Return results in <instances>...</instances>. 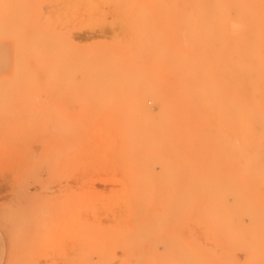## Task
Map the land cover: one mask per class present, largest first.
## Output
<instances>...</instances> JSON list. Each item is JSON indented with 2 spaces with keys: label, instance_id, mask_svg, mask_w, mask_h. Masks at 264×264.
Returning <instances> with one entry per match:
<instances>
[{
  "label": "rangeland",
  "instance_id": "obj_1",
  "mask_svg": "<svg viewBox=\"0 0 264 264\" xmlns=\"http://www.w3.org/2000/svg\"><path fill=\"white\" fill-rule=\"evenodd\" d=\"M175 51L176 0H0V264L264 262V193H121Z\"/></svg>",
  "mask_w": 264,
  "mask_h": 264
},
{
  "label": "bare ground",
  "instance_id": "obj_2",
  "mask_svg": "<svg viewBox=\"0 0 264 264\" xmlns=\"http://www.w3.org/2000/svg\"><path fill=\"white\" fill-rule=\"evenodd\" d=\"M174 63L175 99L126 116L121 193H264V0H176Z\"/></svg>",
  "mask_w": 264,
  "mask_h": 264
},
{
  "label": "crops",
  "instance_id": "obj_3",
  "mask_svg": "<svg viewBox=\"0 0 264 264\" xmlns=\"http://www.w3.org/2000/svg\"><path fill=\"white\" fill-rule=\"evenodd\" d=\"M1 255H2V243H1V239H0V261H1Z\"/></svg>",
  "mask_w": 264,
  "mask_h": 264
}]
</instances>
